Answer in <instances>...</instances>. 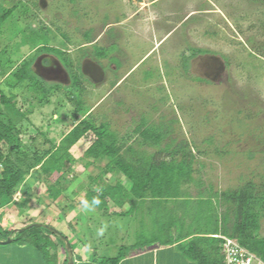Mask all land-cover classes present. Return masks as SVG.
<instances>
[{
	"label": "rangeland",
	"instance_id": "374dc122",
	"mask_svg": "<svg viewBox=\"0 0 264 264\" xmlns=\"http://www.w3.org/2000/svg\"><path fill=\"white\" fill-rule=\"evenodd\" d=\"M0 3L4 6L18 3L17 9L0 23V50L8 48L2 55V65H11L7 75L16 71L22 59L32 56L33 72L44 81L61 85L49 88L47 102H39V95L43 94H36L29 80L10 88L6 82L11 84L14 78L0 75L2 89L20 93L17 106L32 109L28 115L30 124L24 128L26 137L36 136L40 131L58 143L78 119L88 115L97 125L107 123L125 147L131 145L141 152H154L155 146H140V137L133 133L144 119L163 131L161 145L171 141L189 145L195 155L194 178L201 180L202 187L222 191L239 188L252 180L264 189V0H0ZM28 9L34 14L32 17ZM24 13L27 16L23 18ZM28 25L40 29L46 43L79 60L81 90H73L68 98L67 70L53 55L36 54L35 44L29 40ZM40 43L39 40L37 45ZM112 43L116 49L109 57H116L117 61L94 55V45L107 47ZM199 49L207 52H198ZM181 55L189 57L187 71L183 70ZM0 147L3 151L7 149L4 143ZM82 150L79 144L73 147L77 159ZM104 162L105 159L84 169L79 161L67 171L62 186L67 188L65 193L75 206L64 217L61 209L67 203L65 197L42 200L38 196L44 187L37 185L26 197L23 211L11 203L2 211L10 215L8 219L15 223L12 225L32 221L55 227L68 236L74 246L75 264L89 260L93 251L97 260L115 255L120 244L132 242L134 231L140 232L144 239L151 238L159 228L152 224V217L188 231L198 227L218 229L212 219L208 222L204 217L197 218L192 203L179 198L160 206L143 205L136 210L135 217L111 216L112 222L107 216L91 215L92 211L82 206L81 186L89 182L88 176L100 172ZM116 177L120 174L103 176L110 183ZM189 191L196 194L193 184L189 185ZM19 197V192L13 195L15 200ZM143 209L144 226H141L138 218ZM17 228L20 227L14 231ZM49 235L52 236L49 253L57 252L62 261L64 247L56 244L55 234ZM259 235L264 237V212ZM0 264H39L38 254L34 247H25L19 240L0 243Z\"/></svg>",
	"mask_w": 264,
	"mask_h": 264
},
{
	"label": "trees",
	"instance_id": "16d2710c",
	"mask_svg": "<svg viewBox=\"0 0 264 264\" xmlns=\"http://www.w3.org/2000/svg\"><path fill=\"white\" fill-rule=\"evenodd\" d=\"M17 6L18 3L11 6L0 3V23L5 21ZM28 13L30 17L34 15L30 10ZM26 16L24 13L23 18ZM28 28L31 34L29 40L33 41V45L35 44L36 54L46 52L53 55L67 70L70 78V91L66 92L68 98L73 90H81L83 77L79 60L73 59L66 50L46 43L45 34L40 33V29H33L30 25ZM61 35L68 40L65 33ZM84 36L88 39V32H85ZM39 40L41 43L37 45ZM115 49L114 43L107 47L95 45L92 47L97 58L108 57L110 61H117L116 57H109ZM7 51L6 47L0 50L1 76L7 75L11 67L10 64L7 67L2 65V55ZM198 52L207 51L199 49ZM188 60L189 57L181 55L184 71L188 70ZM32 61V56L22 59L16 71L7 75L14 78L13 83L7 81L6 84L11 88L17 83L22 84L24 80H29L35 93L43 94V97L39 95V102H47L46 94L50 91L49 88L61 87V85L57 82L44 81L34 73ZM10 88L9 91L0 87V144L4 143L7 147L6 151L0 147V240L11 237L10 243L19 240L25 247L31 245L38 254L39 264H66V249L63 241L56 234L53 235L56 244L64 247L65 254L62 261L57 256V252L49 253L48 247H52V236L49 234L54 233L41 226H32L14 232L15 227H23L32 221L12 225L15 224L14 221L8 219L10 215H6L2 209L11 203L18 211H23L26 207V197H29L32 188L37 185L44 187V192L38 196L42 200L56 201L60 196L65 197L67 203L61 209L64 217L75 206L72 198L65 193L67 188L62 186L67 171L79 161L86 169L105 159L100 172L95 176L88 174L89 182L81 186L84 191V201L92 205L89 208L92 211L91 215L107 216L112 222L111 216H134L136 210L138 211L143 205L160 206L162 202L167 204L170 200L179 198L181 201L192 203L197 218L204 217L208 222L212 219L217 223L218 229L199 230L198 227L191 231L182 230V227H177L175 223L164 224L159 217H152V224H157L156 226L159 227L156 228L154 236L144 239L140 232L134 231L133 241L129 244H120L115 255L104 256L97 260L93 251L90 252L91 258L83 264H119L132 252L147 250V246L157 245L165 248L175 242H177V252L179 251L195 264H224L220 236L234 239L264 261V237L259 235L260 218L264 212V189L261 190L252 180H248L239 188L222 191L214 190L211 186L202 187L201 180L194 178L195 155L189 145L184 141H171L161 145L163 131L160 127L147 124L144 119H141L133 133L140 137V146H155L154 152H141L131 145L125 147L124 142L109 129L107 123L102 122L97 125L88 115L78 119L60 137L58 143L40 131L36 136L26 137L24 128L30 124L28 115L32 109L30 106L24 109L18 107L16 98L20 93H15ZM27 123L29 124L26 125ZM77 144L83 148L78 159L72 152ZM106 173L112 177L120 174V177H116L114 182L110 183L103 178ZM190 184L196 188L195 195L190 194ZM17 192L20 193V197L15 200L13 195ZM94 199H99L100 203L93 205ZM125 204L127 207L123 208ZM112 206L117 209L113 210ZM142 212L138 224L144 226V209ZM65 237L71 244L75 264L74 246L69 237L66 235Z\"/></svg>",
	"mask_w": 264,
	"mask_h": 264
},
{
	"label": "crops",
	"instance_id": "0c3cea01",
	"mask_svg": "<svg viewBox=\"0 0 264 264\" xmlns=\"http://www.w3.org/2000/svg\"><path fill=\"white\" fill-rule=\"evenodd\" d=\"M126 207L127 204H125L123 208ZM112 209L116 210L117 208L112 207ZM182 230H184V228H182ZM133 236L135 237V232ZM176 245L177 242L165 248L155 245L152 248H147L145 251H135L119 264H195L186 259L179 251L177 252ZM138 255L139 257H137ZM82 259L83 257L81 260Z\"/></svg>",
	"mask_w": 264,
	"mask_h": 264
},
{
	"label": "built area",
	"instance_id": "2783aa9c",
	"mask_svg": "<svg viewBox=\"0 0 264 264\" xmlns=\"http://www.w3.org/2000/svg\"><path fill=\"white\" fill-rule=\"evenodd\" d=\"M222 238L221 250L224 264H264V261L239 245L234 239L226 236Z\"/></svg>",
	"mask_w": 264,
	"mask_h": 264
},
{
	"label": "water",
	"instance_id": "95a60500",
	"mask_svg": "<svg viewBox=\"0 0 264 264\" xmlns=\"http://www.w3.org/2000/svg\"><path fill=\"white\" fill-rule=\"evenodd\" d=\"M32 226H41V227H45L46 229L50 230L52 233L56 234L64 243L65 249H66V255H67V262L66 264H74V260H73V250L71 247L70 242L68 241V239L65 237V235L61 234V232H59V230H57L55 227L49 226V225H45L42 223H31L29 225H25L23 227L17 228L15 229L14 232H20L22 230L28 229ZM11 241V237H8L5 240H0V243L2 244H6L9 243Z\"/></svg>",
	"mask_w": 264,
	"mask_h": 264
},
{
	"label": "clouds",
	"instance_id": "9594fccd",
	"mask_svg": "<svg viewBox=\"0 0 264 264\" xmlns=\"http://www.w3.org/2000/svg\"><path fill=\"white\" fill-rule=\"evenodd\" d=\"M99 203H100L99 199H94L92 202L93 205H98ZM82 206L86 210L92 207V205H89L87 201H83Z\"/></svg>",
	"mask_w": 264,
	"mask_h": 264
}]
</instances>
